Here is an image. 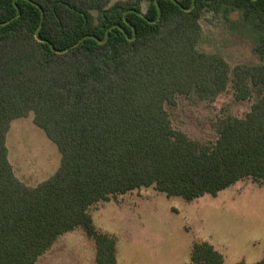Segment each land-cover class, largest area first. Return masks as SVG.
I'll list each match as a JSON object with an SVG mask.
<instances>
[{
  "label": "trees",
  "instance_id": "trees-1",
  "mask_svg": "<svg viewBox=\"0 0 264 264\" xmlns=\"http://www.w3.org/2000/svg\"><path fill=\"white\" fill-rule=\"evenodd\" d=\"M113 1L0 0V264H36L78 228L96 264H119L94 204L148 187L192 201L249 177L264 184V63L232 67L200 49L206 14L237 16L264 60V0H149L146 11L143 0ZM230 84L237 101L257 99L219 121L215 143L174 129L167 104L213 101ZM30 113L62 154L37 186L16 176L7 147L12 121ZM191 258L225 262L207 241Z\"/></svg>",
  "mask_w": 264,
  "mask_h": 264
},
{
  "label": "rangeland",
  "instance_id": "rangeland-1",
  "mask_svg": "<svg viewBox=\"0 0 264 264\" xmlns=\"http://www.w3.org/2000/svg\"><path fill=\"white\" fill-rule=\"evenodd\" d=\"M149 3L143 0V11ZM235 20L206 14L200 49L222 54L232 67L264 63L253 35L241 19ZM256 99L237 101L230 84L213 101L180 95L176 106L166 108L174 129L215 143L219 121L245 117ZM7 147L16 176L30 186L48 180L61 166L58 146L35 123L34 113L12 121ZM90 213L99 230L117 238L119 264H195L191 253L198 241L213 244L224 255L223 264H255L264 258V184L250 177L217 196L192 201L141 188L96 203ZM36 264H96L95 241L81 228L65 233Z\"/></svg>",
  "mask_w": 264,
  "mask_h": 264
}]
</instances>
